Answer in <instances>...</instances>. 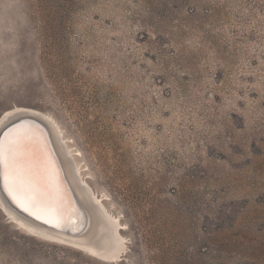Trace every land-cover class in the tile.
Here are the masks:
<instances>
[{
    "label": "rangeland",
    "instance_id": "374dc122",
    "mask_svg": "<svg viewBox=\"0 0 264 264\" xmlns=\"http://www.w3.org/2000/svg\"><path fill=\"white\" fill-rule=\"evenodd\" d=\"M16 105L112 199L114 264H264V0H0V115ZM0 264L113 263L0 208Z\"/></svg>",
    "mask_w": 264,
    "mask_h": 264
},
{
    "label": "bare ground",
    "instance_id": "6f19581e",
    "mask_svg": "<svg viewBox=\"0 0 264 264\" xmlns=\"http://www.w3.org/2000/svg\"><path fill=\"white\" fill-rule=\"evenodd\" d=\"M6 129L1 141L4 189L36 218L78 232L70 237L31 222L6 196L0 178V208L11 222L36 238L84 251L101 261L125 262L130 252L123 220L108 207L112 199L103 197L89 182L59 122L42 110L16 105L0 115L1 135ZM31 190L42 193L41 201L30 198Z\"/></svg>",
    "mask_w": 264,
    "mask_h": 264
},
{
    "label": "water",
    "instance_id": "95a60500",
    "mask_svg": "<svg viewBox=\"0 0 264 264\" xmlns=\"http://www.w3.org/2000/svg\"><path fill=\"white\" fill-rule=\"evenodd\" d=\"M8 129V128H7ZM7 129L2 133V135H1V133H0V135H1V137H0V178H1V186H2V189H3V191L5 192V194H6V196L10 199V201L12 202V204L14 205V206H16V208L17 209H19L20 211H22L23 213H24V215L26 216V218L27 219H29L31 222H41V223H43V224H46L47 226H51V227H54V229H57V230H60V231H62V232H64L66 235H68V236H70V237H72L73 235V233H76V232H78V231H69V228L67 229L66 227H63V228H59V227H56V226H54V225H51V224H49L48 222H45V221H42V220H40V219H38V218H36L32 213H30V212H28V211H26V210H24V209H22L18 204H16L12 199H11V197L9 196V194L7 193V191L4 189V186H3V168H4V163H3V160H2V156H1V141H2V138H3V135L5 134V132L7 131ZM34 185V184H33ZM21 186V185H20ZM19 188V187H18ZM42 193L41 192H38V191H32L31 190V192L29 193V196H30V198L31 199H33V200H35V201H37V200H40L41 201V197H40V195H41ZM51 198H52V196H50ZM50 198V199H51ZM68 233H70V235L68 234Z\"/></svg>",
    "mask_w": 264,
    "mask_h": 264
},
{
    "label": "snow or ice",
    "instance_id": "6c2138e0",
    "mask_svg": "<svg viewBox=\"0 0 264 264\" xmlns=\"http://www.w3.org/2000/svg\"><path fill=\"white\" fill-rule=\"evenodd\" d=\"M12 166H13V169H15V160L13 159V162H12Z\"/></svg>",
    "mask_w": 264,
    "mask_h": 264
}]
</instances>
